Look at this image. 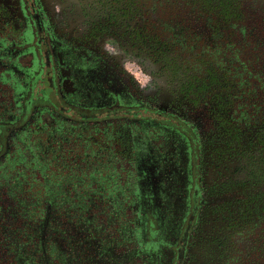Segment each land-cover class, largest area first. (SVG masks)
<instances>
[{
    "label": "flooded vegetation",
    "instance_id": "obj_1",
    "mask_svg": "<svg viewBox=\"0 0 264 264\" xmlns=\"http://www.w3.org/2000/svg\"><path fill=\"white\" fill-rule=\"evenodd\" d=\"M0 264H264V0H0Z\"/></svg>",
    "mask_w": 264,
    "mask_h": 264
},
{
    "label": "clouds",
    "instance_id": "obj_2",
    "mask_svg": "<svg viewBox=\"0 0 264 264\" xmlns=\"http://www.w3.org/2000/svg\"><path fill=\"white\" fill-rule=\"evenodd\" d=\"M147 79H148V78H145V81H144V82H142V86H143V83H145V82L147 81Z\"/></svg>",
    "mask_w": 264,
    "mask_h": 264
}]
</instances>
